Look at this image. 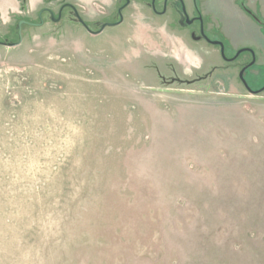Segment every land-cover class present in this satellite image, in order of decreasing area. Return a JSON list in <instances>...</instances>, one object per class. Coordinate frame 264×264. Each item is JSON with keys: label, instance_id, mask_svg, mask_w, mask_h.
<instances>
[{"label": "rangeland", "instance_id": "1", "mask_svg": "<svg viewBox=\"0 0 264 264\" xmlns=\"http://www.w3.org/2000/svg\"><path fill=\"white\" fill-rule=\"evenodd\" d=\"M163 3L0 0V264H264V90L180 8L258 91L263 4Z\"/></svg>", "mask_w": 264, "mask_h": 264}, {"label": "water", "instance_id": "2", "mask_svg": "<svg viewBox=\"0 0 264 264\" xmlns=\"http://www.w3.org/2000/svg\"><path fill=\"white\" fill-rule=\"evenodd\" d=\"M128 3H129V0H126V5H127ZM151 4H152V9L155 10L154 7H153L154 0H151ZM73 11H74L75 17L77 18L78 22H79V23H80V24H81V25H82V26H83V27H84L89 33L94 34V35L99 34V33L102 32V30L105 29L106 27L117 26V25H119V24L121 23V21H122V16H121V12H120L121 10H119L120 21H119L118 23H115V24H108V23H107V24H103V26L101 27V29H100L98 32L94 33V32H92L91 30H89V28L85 25V23L83 22V20H82V19L80 18V16L78 15L77 11H76L75 9H73ZM182 13H183V15H184V17H185L186 24H188V25L191 24V23H192V20H189V17L187 16L186 11H185V8H184L183 6H182ZM59 18H60V13H59L58 18H57L56 20H55L53 17H51L52 21H58ZM198 20L201 22V17H199ZM22 23H24V22H19V24H18V25H19V28H20V26H21ZM42 23H43V22H42V20H41L39 25H41ZM201 36H202V38H203L204 40H206L207 43H210V44H212V45H214V46H219V47H220L221 56H222V57H225V56H224V45H223L222 42H220V41H215V40H210V39L204 34V32H203L202 29H201ZM199 39H200V38H196V40H199ZM0 45H4V46H6V47H15V46H17L18 44H17V43H16V44H14V43H13V44H1V43H0ZM245 51H248V52H251V53H252V51H250V50H248V49H241V50H239V51L236 53L235 57L239 56L241 53H243V52H245ZM254 63H255V59H254V56H253L252 61H251L247 66H244V67L242 68V70L240 71V73H239V79H240V81L242 82L243 86L246 88V90H247L249 93L256 95V94L262 92V91L264 90V87H263L262 89L258 90V91H252V90L248 87L246 81H245L244 78H243V73H244V71H245L248 67L252 66Z\"/></svg>", "mask_w": 264, "mask_h": 264}, {"label": "flooded vegetation", "instance_id": "3", "mask_svg": "<svg viewBox=\"0 0 264 264\" xmlns=\"http://www.w3.org/2000/svg\"><path fill=\"white\" fill-rule=\"evenodd\" d=\"M178 2H179V4H180V0H178ZM150 3H151V0H150ZM154 3H155V0H154ZM166 3H167V0H164V3H163V8H164V6L166 5ZM125 5H126V0H125ZM153 7H154V9H155V6H154V4H153ZM151 8H152V4H151ZM180 8H181V12H182V7H181V4H180ZM183 14V13H182ZM188 16V15H187ZM200 17V15L199 14H197L196 16H194L192 19H189V20H192V23L191 24H189V25H192V24H194V23H198V25H199V36H194V35H192V38L194 39V40H196V38H200L199 40H201V39H203L202 38V36H201V29L203 30V28H202V26H201V22L198 20V18ZM184 19H185V17H184ZM185 24H186V20H185ZM186 25H188V24H186ZM203 32H204V30H203ZM205 34V33H204ZM198 40V41H199ZM206 41V40H205ZM215 41H219V40H215ZM221 42V41H220ZM223 43V42H222ZM210 44V43H209ZM210 45H212V44H210ZM224 45V44H223ZM214 46V45H213ZM215 47H218V49H219V53H220V55H221V52H220V47L219 46H215ZM226 49H225V46H224V51H225ZM239 51V50H238ZM237 51V52H238ZM237 52H234L233 54H231L229 57H224L225 59H224V62L226 63V64H232V63H234L235 61H237L238 60V58H239V56H241V55H244V54H247V55H249L250 56V61H248L246 64H244L243 66H241V68L239 69V71H238V78H239V73H240V71L242 70V68L244 67V66H247L251 61H252V59H253V56H254V59H255V54L252 52H248V51H245V52H243V53H241L239 56H237V57H235V55H236V53ZM256 60V59H255ZM254 65V64H253ZM253 65L252 66H250V67H248L245 71H244V73H243V78H244V75L249 71V70H251L252 68H253ZM240 80V79H239ZM242 83V82H241Z\"/></svg>", "mask_w": 264, "mask_h": 264}, {"label": "crops", "instance_id": "4", "mask_svg": "<svg viewBox=\"0 0 264 264\" xmlns=\"http://www.w3.org/2000/svg\"><path fill=\"white\" fill-rule=\"evenodd\" d=\"M259 3H261V4H263V7L261 6L260 7V11L259 12H264V0H257ZM229 26H230V30L232 31V32H242V31H244V28L243 27H241V24H239V23H236V22H231L230 24H229ZM239 32V33H240ZM253 34H255L256 36L258 35V36H261V37H264L263 36V33H262V31H260L256 26H253ZM237 48H240V49H238V50H241V49H248V50H250V51H252L253 53H254V51L253 50H256V47H255V45H253L250 41H244L243 43H238L237 44ZM236 48V49H237ZM249 56V55H248ZM250 57V56H249ZM255 59H256V57H255Z\"/></svg>", "mask_w": 264, "mask_h": 264}]
</instances>
